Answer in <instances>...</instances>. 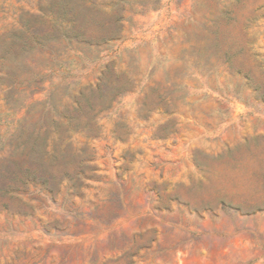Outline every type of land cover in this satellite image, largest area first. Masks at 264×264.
Wrapping results in <instances>:
<instances>
[{
	"label": "rangeland",
	"instance_id": "374dc122",
	"mask_svg": "<svg viewBox=\"0 0 264 264\" xmlns=\"http://www.w3.org/2000/svg\"><path fill=\"white\" fill-rule=\"evenodd\" d=\"M0 264H264V0H0Z\"/></svg>",
	"mask_w": 264,
	"mask_h": 264
}]
</instances>
